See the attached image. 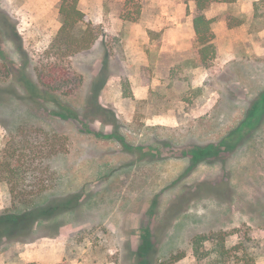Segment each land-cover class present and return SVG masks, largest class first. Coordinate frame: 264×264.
<instances>
[{"label":"rangeland","instance_id":"374dc122","mask_svg":"<svg viewBox=\"0 0 264 264\" xmlns=\"http://www.w3.org/2000/svg\"><path fill=\"white\" fill-rule=\"evenodd\" d=\"M59 1L0 0V51L14 67L0 71V147L21 130L30 139L37 128L56 133L55 185L29 207L62 200L65 208L3 242L0 264H136L145 232L147 264L176 253L172 264H206L194 257L192 236L216 233L230 248L240 241L234 229L246 249L230 250L227 263L248 255L264 264V107L257 123L236 131L264 91L259 0L209 8L218 54L207 69L192 62V1L140 0L136 15L125 0H78L99 34L57 67L72 87L63 99L74 117L12 78L24 66L36 82L34 65L50 61L43 53L60 27ZM234 131L240 139L230 143ZM210 145L217 154L193 164L191 151ZM9 206L0 184V212Z\"/></svg>","mask_w":264,"mask_h":264},{"label":"trees","instance_id":"16d2710c","mask_svg":"<svg viewBox=\"0 0 264 264\" xmlns=\"http://www.w3.org/2000/svg\"><path fill=\"white\" fill-rule=\"evenodd\" d=\"M191 1L194 4L191 13L194 30L192 62L194 67L200 66L207 69L210 62L217 57L218 47L211 28L212 20L206 17L205 12L213 3L220 0ZM139 2L140 0H125L124 5H133L134 14L138 15L140 12ZM261 2L264 3V0L254 3V11L264 15V5L262 9L260 8ZM131 15L132 12L127 11L123 16L128 20H136L137 16ZM58 19L60 27L43 53V57L50 58V61L45 64L36 63L34 65L36 82L23 70L24 66L12 78H14L13 83L18 84L25 92L51 101L56 108L66 112V116L74 117L76 116L75 112L63 99L72 92V87L68 88L70 82L63 73L58 72L57 67L65 58L90 48L98 38L99 32L94 26L85 21L86 18L78 6V0H60ZM1 25L3 26V23ZM13 68L11 62L0 51V71L8 75ZM97 93L98 90L95 91L94 97L97 96ZM95 107L99 111L103 110L98 104ZM259 107H264V91L260 93L244 120L236 128L237 133L245 125L251 126L259 121V118H261L260 113L257 111ZM236 131L229 136L228 142L232 143L231 140L237 142V139H240V134H236ZM27 132L21 130L20 139L10 138L0 147V184L7 189L10 198L9 208L0 212V245L5 241L21 239L28 234L35 222L53 217L65 210L61 204L64 203L62 200L42 207H29L40 194L55 185L56 178L54 173L50 171L49 160L56 152L62 150V147H58L57 143L53 141L57 135L54 132L37 128L30 131L34 137L33 139L29 138L30 135L26 134ZM119 140L123 142L122 139ZM217 151L218 148L213 145L208 146L206 149L194 148L191 151V156L194 157L193 164L199 158H203L204 154L216 155ZM19 207L25 209L19 210ZM233 233L240 237V241L230 248L226 247L224 238H220L216 233L195 234L192 236L190 246L196 260L200 262L203 258H206V264H228L227 256L230 250H239L242 247V249H246L243 245L246 239H243V233L240 229H234ZM141 237L142 240L136 253V264H147L152 255L153 245L147 232L144 235L142 234ZM206 242L211 244L210 248H207ZM181 257L182 253L170 254L160 264H172ZM245 257V264H254L252 258L249 259L248 255H245Z\"/></svg>","mask_w":264,"mask_h":264},{"label":"crops","instance_id":"0c3cea01","mask_svg":"<svg viewBox=\"0 0 264 264\" xmlns=\"http://www.w3.org/2000/svg\"><path fill=\"white\" fill-rule=\"evenodd\" d=\"M189 1H191V0H189ZM192 4H193V1H192ZM213 4H214V3H213ZM213 4H212V5H213ZM212 5H211V6H212ZM211 6H210V7H211ZM193 7H194V4H193ZM208 10H209V9H208ZM208 10H206V12H207ZM206 12H205V15L207 14ZM206 17H207V15H206ZM207 18H208V17H207ZM192 31H193V37H194V30H193V26H192ZM212 31H213V30H212ZM213 33H214V32H213ZM192 39H193V38H192Z\"/></svg>","mask_w":264,"mask_h":264}]
</instances>
